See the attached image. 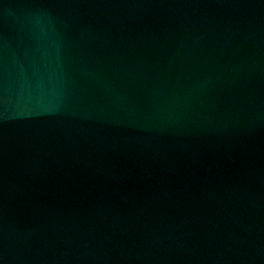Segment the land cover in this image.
<instances>
[{"label":"water","instance_id":"water-1","mask_svg":"<svg viewBox=\"0 0 264 264\" xmlns=\"http://www.w3.org/2000/svg\"><path fill=\"white\" fill-rule=\"evenodd\" d=\"M0 264H264V0H0Z\"/></svg>","mask_w":264,"mask_h":264}]
</instances>
